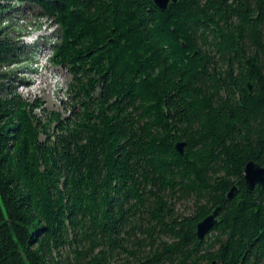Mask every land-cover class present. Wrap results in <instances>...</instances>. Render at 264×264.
Listing matches in <instances>:
<instances>
[{"label":"trees","instance_id":"16d2710c","mask_svg":"<svg viewBox=\"0 0 264 264\" xmlns=\"http://www.w3.org/2000/svg\"><path fill=\"white\" fill-rule=\"evenodd\" d=\"M6 1L54 23L70 79L42 121L0 72V264H264L243 179L264 166V0ZM15 53L0 30V69Z\"/></svg>","mask_w":264,"mask_h":264},{"label":"rangeland","instance_id":"374dc122","mask_svg":"<svg viewBox=\"0 0 264 264\" xmlns=\"http://www.w3.org/2000/svg\"><path fill=\"white\" fill-rule=\"evenodd\" d=\"M3 2L7 10L0 13V30L16 47V61L0 69L7 77L6 83L25 100L41 105L35 112L42 121L51 111L66 115L70 76L51 60L56 40L54 23L42 17L38 8L31 4ZM29 79L33 82H28Z\"/></svg>","mask_w":264,"mask_h":264},{"label":"water","instance_id":"95a60500","mask_svg":"<svg viewBox=\"0 0 264 264\" xmlns=\"http://www.w3.org/2000/svg\"><path fill=\"white\" fill-rule=\"evenodd\" d=\"M160 9H164L170 2L176 0H151ZM183 142H177L175 149L183 154ZM244 184L247 189H253L255 186L264 188V166L260 165L254 160H249L244 166ZM236 192V186H233L227 194L230 198ZM217 211L216 207L212 212L199 221L196 225V235L199 239H202L214 226L217 225Z\"/></svg>","mask_w":264,"mask_h":264}]
</instances>
